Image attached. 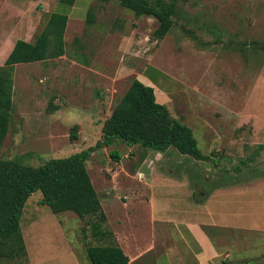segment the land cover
<instances>
[{
  "label": "rangeland",
  "instance_id": "obj_1",
  "mask_svg": "<svg viewBox=\"0 0 264 264\" xmlns=\"http://www.w3.org/2000/svg\"><path fill=\"white\" fill-rule=\"evenodd\" d=\"M40 1L0 0V52L14 38V31L25 24L35 27ZM179 5L174 25L158 41L150 38L155 27L150 18H135L112 1H94L91 10H95L93 20H107L104 23L111 30L126 33L122 34L126 49L120 65L131 64V53L141 52L137 68L149 63L171 80L162 77L158 87L170 90L165 107L170 118L189 128L199 153L212 161L194 160L172 148L157 155L115 140L91 152L86 172L108 213L109 231L114 230L120 211L116 207L123 202L132 207L128 212L144 232L151 214L155 218L178 213L179 218L187 215L190 220L209 222L205 231L219 253L213 264H264V0H186ZM78 35L87 45V35L83 31ZM63 40L67 54L74 56L70 52L73 39L65 35ZM74 59L85 60L80 55ZM67 60L14 66L10 119L0 146L2 160L37 167L100 140L96 123L87 122L90 117L97 123L104 118V114L90 113L95 109L90 100L99 91L98 84L87 78L86 69ZM81 74L84 79H79ZM131 79L114 83V104ZM74 125L77 138L71 141ZM88 132L93 140L82 143ZM126 147L132 156L122 157L117 164L119 159L110 154L122 155ZM144 156L153 170L149 190L134 183L130 175ZM153 157L160 158L153 161ZM234 178L238 182L231 184ZM40 197L39 191L31 193L20 216V233L27 246L53 254V246L75 248L76 237L83 234L89 238L88 245L98 244L87 229L78 231L74 214H52L37 204ZM147 197L152 212L145 203ZM205 197L206 202L197 200Z\"/></svg>",
  "mask_w": 264,
  "mask_h": 264
},
{
  "label": "trees",
  "instance_id": "obj_2",
  "mask_svg": "<svg viewBox=\"0 0 264 264\" xmlns=\"http://www.w3.org/2000/svg\"><path fill=\"white\" fill-rule=\"evenodd\" d=\"M94 1H112L135 18L152 19L155 27L150 38L158 41L174 25L181 8L179 1L183 3L186 0ZM66 2L70 3L71 0ZM92 12H87L86 23L92 22ZM65 21L64 15L50 14L32 43L16 40L0 65V146L10 119L14 65L43 62L62 56ZM76 126L70 129L71 141L77 138ZM115 140L127 146L136 145L154 152L172 148L178 154L194 160L212 161L199 153L189 128L170 118L165 106L155 102L152 89L132 79L102 121L100 140L94 146L65 158L48 159L37 167L0 158V264L26 263L19 220L27 198L35 191H39L41 195L37 204L46 206L52 214H74L82 223V233L87 229L90 238L98 242L86 248L90 264H127L126 256L111 239L99 199L85 168L91 152L107 147ZM110 156L119 159L118 152H112Z\"/></svg>",
  "mask_w": 264,
  "mask_h": 264
},
{
  "label": "crops",
  "instance_id": "obj_3",
  "mask_svg": "<svg viewBox=\"0 0 264 264\" xmlns=\"http://www.w3.org/2000/svg\"><path fill=\"white\" fill-rule=\"evenodd\" d=\"M93 2L94 0H71L70 3H67L66 0L40 1L39 6L41 9L35 27L25 24V27L19 28L18 31L13 32L14 38L12 40L9 39L0 52V59L2 61L0 65H2L16 40L32 43L34 36L44 26L50 14L58 13L64 15L66 17L62 35L64 54L56 59L67 60V57L70 59L67 60L69 65L86 69L89 72L87 78L93 80L95 84H98L97 88L99 91H96L94 99L90 98V103L95 108L91 109L90 113H94L95 115L104 114V118L97 123V119L94 120L88 117L89 120L87 119V122L96 123L94 126H98L100 135L102 121L108 116L113 107L112 105H114L113 100L116 90L114 91L113 87L115 82L132 77V79L137 80L142 85L150 87L155 102L167 107V102L170 101V97L168 96L170 90H165L164 88L158 89V87H160L159 83L162 77H165L170 82L171 80L149 63L137 68L135 65L138 64V58H140L141 52L131 53V64L120 65L122 54H124L123 52H125L126 49V44H123L126 38L122 36V34L125 35L126 33H124V30H117V32L111 30V27L106 26L105 23L107 20L104 19L95 18L96 20L86 23L87 12L91 11ZM92 13L95 14V10ZM82 31L87 35V38L84 40L87 45H82L81 39L79 38L78 34ZM65 35L68 36V39L70 37L73 39L74 45L70 52H73L74 56L71 53L67 54L65 50V44L67 42L64 43L63 40ZM110 36H113L115 39H112L113 37L111 38ZM110 38L112 39L111 42ZM77 51L78 55L84 57V61L74 59L78 58ZM116 57H118V60ZM27 64L31 63H26L25 65ZM81 75L79 79H84V75ZM127 87L128 85L125 90ZM122 95L123 94H121L118 99ZM87 112L89 113V111ZM91 134V132H88L87 137L84 136L86 141L82 143H88V141L93 140ZM96 140H99V137H97ZM115 142L118 141H114L112 144ZM156 153L159 155L160 152ZM93 154L91 153L90 156ZM132 154V150L126 147V149L122 151V155L118 154L119 162L116 163L120 164L122 157L126 158L127 155L132 156ZM143 154L147 155L149 153ZM159 158L160 157H153L152 160L156 161ZM146 159L147 157L145 156L139 157L140 161L133 168L130 175L136 180L134 183H139L141 184L139 185L140 187L144 186L146 190H149L152 188L150 177L153 174V170L152 165L145 162ZM168 174L170 175V172H168ZM106 179L110 181L113 178L111 177L110 180L109 178ZM237 182L238 181L234 178L231 184ZM165 185H167V183ZM197 200L206 202L208 197L205 200ZM149 202H151L150 198L147 197L145 203L148 205L150 204V211L152 212L153 207ZM99 205L107 224L111 225V223L108 222V213L100 202ZM130 207L131 206L126 202L116 207V209L120 211L117 213L116 223L114 222V230H110L114 235L117 246L126 256L127 264H213L219 256L211 237L205 231V226H207L206 223H209L206 219L204 221L190 220L187 219V215L186 217L182 216L179 218L178 216L180 215H178V213H174L173 216L160 214L153 218V214L150 212L149 228L147 232H144V230L140 228L137 220L128 212ZM163 210L164 209H162V211ZM55 222L60 226L59 220ZM78 224L79 231L82 228L80 220ZM21 236L26 253V263L24 264H55L54 259L56 257L58 260V263L56 260L57 264H90L86 256V248L90 246L88 245L89 238L87 239L86 234L76 237L75 242L77 246L75 248L62 245L60 247L53 246V254L42 250V248H39V250L35 249L33 245L31 246L33 248H30L27 246L24 236L22 234ZM59 238L63 241L65 240L63 234H61ZM30 249L32 250L30 251Z\"/></svg>",
  "mask_w": 264,
  "mask_h": 264
}]
</instances>
